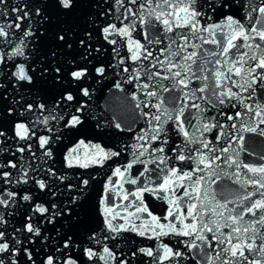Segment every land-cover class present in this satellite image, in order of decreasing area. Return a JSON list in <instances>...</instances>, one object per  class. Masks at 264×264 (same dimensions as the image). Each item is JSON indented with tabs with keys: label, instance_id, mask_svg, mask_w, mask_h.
<instances>
[{
	"label": "snow or ice",
	"instance_id": "snow-or-ice-1",
	"mask_svg": "<svg viewBox=\"0 0 264 264\" xmlns=\"http://www.w3.org/2000/svg\"><path fill=\"white\" fill-rule=\"evenodd\" d=\"M97 92L128 119L105 123ZM89 126L133 135L105 147ZM193 257L264 264V0H0V264Z\"/></svg>",
	"mask_w": 264,
	"mask_h": 264
},
{
	"label": "water",
	"instance_id": "water-1",
	"mask_svg": "<svg viewBox=\"0 0 264 264\" xmlns=\"http://www.w3.org/2000/svg\"><path fill=\"white\" fill-rule=\"evenodd\" d=\"M134 36H135V33H134ZM136 38L139 39L138 36ZM206 47H211V46H206ZM96 104L100 106V108L95 109L98 112V114L101 109L103 110V116L105 118L104 119L105 123L107 122V118L113 116L114 113L117 114V116H122L125 119H128L129 113L131 112V107H130L131 101L130 100L122 99L120 101V105L122 106H120L112 100L109 94H106L105 92H97ZM92 123H95V122L93 121ZM142 123L143 122L140 121L137 125H134V127L138 129L140 126H142ZM132 135H133L132 133H118L117 134L114 129H109L107 127L104 128L100 133H98L91 126L86 128L85 134H84V136L88 140H92V142L94 143H100L101 145L105 147H111L113 145L120 143L121 137H123L124 142H129L131 141ZM248 135L249 134H245L246 144L249 143L247 139ZM78 138H81V137H73V138L65 137L62 144L57 146L58 148L57 160L58 161L61 159L63 153L67 151V148H70L72 144L74 143L75 139H78ZM258 151L250 152V154H242L241 159H243L245 163L255 162L259 164L260 160H259ZM130 158L131 157L122 154V156L119 158V161L123 163ZM109 165L111 166L106 165L104 168H94V169L88 170V171L93 172L96 175V180L91 182L94 186V191L92 193V197L94 200L97 198L98 194L103 190L104 181L107 179L112 168L118 166L116 164H112L111 162H109ZM57 166H59V164ZM137 167H140V166L137 165L131 170L133 175H135ZM113 179L115 180L116 178L113 177ZM220 183H224V181L221 180ZM124 187L126 190H134L136 187H138V185L125 184ZM214 187H217V186H214ZM250 190L255 191L254 189H250ZM119 202L120 201L117 200V203ZM145 203L148 205L149 210H151L154 215L163 217V215L166 214V207H167L166 202H161L155 197L145 194ZM145 219H147L146 216H145ZM137 223H139V221H137ZM121 236L127 237V239L132 242L133 246L154 247L155 248L160 243V241L158 240H149L145 237H139L135 233H122ZM162 239L165 243H169L170 246H176V242L178 240L183 241L185 238L175 237V236H166V237H163ZM119 243L121 247L126 246V241L124 240L119 241ZM144 264H153V262L150 260V258H144ZM165 264H167V262H165ZM186 264H203V262L199 260V258L193 257L191 260L187 261Z\"/></svg>",
	"mask_w": 264,
	"mask_h": 264
}]
</instances>
